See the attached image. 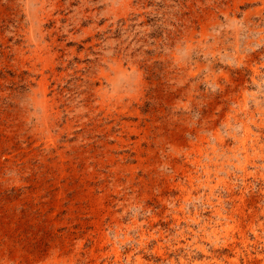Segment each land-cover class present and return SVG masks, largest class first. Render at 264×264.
Here are the masks:
<instances>
[{"label": "rangeland", "instance_id": "1", "mask_svg": "<svg viewBox=\"0 0 264 264\" xmlns=\"http://www.w3.org/2000/svg\"><path fill=\"white\" fill-rule=\"evenodd\" d=\"M0 264H264V0H0Z\"/></svg>", "mask_w": 264, "mask_h": 264}]
</instances>
